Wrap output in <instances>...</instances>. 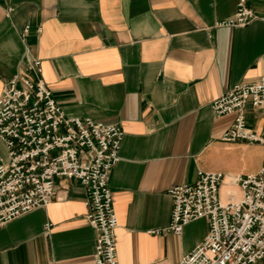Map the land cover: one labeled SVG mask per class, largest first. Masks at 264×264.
<instances>
[{"label":"crops","instance_id":"1","mask_svg":"<svg viewBox=\"0 0 264 264\" xmlns=\"http://www.w3.org/2000/svg\"><path fill=\"white\" fill-rule=\"evenodd\" d=\"M236 2L0 0V94L36 58L67 115L123 131L108 176L118 264H176L203 239L204 218L180 234L156 231L170 219V188L194 182L199 170L231 177L263 164L262 141L222 140L234 114L210 108L233 84L264 75V0H246L256 17L245 25H216ZM243 112L264 140V105ZM54 189L48 205L0 227V264H93L85 188L56 178Z\"/></svg>","mask_w":264,"mask_h":264},{"label":"built area","instance_id":"2","mask_svg":"<svg viewBox=\"0 0 264 264\" xmlns=\"http://www.w3.org/2000/svg\"><path fill=\"white\" fill-rule=\"evenodd\" d=\"M254 17L246 0H237L233 13L216 25L243 26ZM28 29L25 25L22 34ZM248 103L264 105V75L235 83L211 100L215 115L234 114L222 140L264 145L247 127ZM122 136L116 123L67 115L42 78L40 61L32 58L27 71L10 77L0 94V227L48 205L56 178H70L85 188V217L95 231L93 264H118L108 176L119 160ZM226 184L230 189L222 191ZM169 193L170 219L158 233L180 234L190 221H207L203 239L176 264H264V160L256 173L231 177L199 170L194 182L175 185ZM50 228L49 222L43 226L45 233Z\"/></svg>","mask_w":264,"mask_h":264},{"label":"rangeland","instance_id":"3","mask_svg":"<svg viewBox=\"0 0 264 264\" xmlns=\"http://www.w3.org/2000/svg\"><path fill=\"white\" fill-rule=\"evenodd\" d=\"M230 189V186H226V190H229Z\"/></svg>","mask_w":264,"mask_h":264},{"label":"bare ground","instance_id":"4","mask_svg":"<svg viewBox=\"0 0 264 264\" xmlns=\"http://www.w3.org/2000/svg\"><path fill=\"white\" fill-rule=\"evenodd\" d=\"M226 186H228V185L226 184Z\"/></svg>","mask_w":264,"mask_h":264}]
</instances>
